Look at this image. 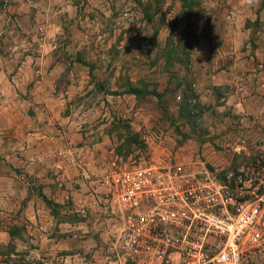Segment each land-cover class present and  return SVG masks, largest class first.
Segmentation results:
<instances>
[{
  "label": "rangeland",
  "instance_id": "obj_1",
  "mask_svg": "<svg viewBox=\"0 0 264 264\" xmlns=\"http://www.w3.org/2000/svg\"><path fill=\"white\" fill-rule=\"evenodd\" d=\"M233 1L0 0V108H10L13 114H1L0 126L14 123L32 130L34 124H25L21 114L28 101L39 105L42 100V113L53 120L52 129L73 124V142L107 140L117 157L113 163L126 169L159 162L152 145L158 136L169 142L164 139L168 133L181 145L176 158L192 157L195 171L225 178L251 165L264 153L248 159L227 146V138L219 141L218 133L208 131L216 123L220 98L219 104L204 106L189 88L200 64L214 66L216 72L223 59L214 46L224 42L226 26L233 22ZM225 62L232 60L225 56ZM75 80L85 81L81 94H73ZM53 96L60 97L49 101ZM200 109L209 111L200 122L202 129L182 131L181 120L191 124L186 115ZM31 130L24 135L34 139L36 131ZM15 139L24 140L20 135ZM72 210V199L51 210L63 223L67 242L72 233L65 225L84 221ZM0 220L6 223L7 218ZM24 231L15 227L10 232L23 239ZM18 264H24L23 259Z\"/></svg>",
  "mask_w": 264,
  "mask_h": 264
},
{
  "label": "crops",
  "instance_id": "obj_2",
  "mask_svg": "<svg viewBox=\"0 0 264 264\" xmlns=\"http://www.w3.org/2000/svg\"><path fill=\"white\" fill-rule=\"evenodd\" d=\"M232 4L233 22L226 26L224 42L214 46H219L216 51L223 54V59L217 64L216 72L214 66L200 64L199 73L192 72L196 78L189 88L191 93L193 88L197 101L204 106L214 101L217 105L220 98L218 113L222 114L216 112L213 124L216 129L211 126L208 131L218 133L219 141L227 138L230 142L227 146L252 159L264 153V2L234 0ZM225 56L232 60L231 64L225 62ZM38 84L41 82L37 81ZM84 84V80L72 82L73 94H81ZM59 97L48 100L53 102ZM28 102L21 119L25 124H34V139L24 135L31 130L29 127L14 123L0 126V217L7 218L6 223L0 220V264H18L21 259L24 264H96V261L106 264L108 232L103 203L95 204L90 178L100 177L112 167L117 158L114 146L107 140L71 141L73 124L67 129H52L53 120L44 118L42 113V100L38 101L39 105ZM1 109L0 115L13 116L10 108ZM208 113L201 109L190 111L186 116L194 124L182 119L185 124L180 129L184 132L202 129L200 122ZM17 135L24 140H16ZM168 135L164 139L169 142L158 136V143L152 145L154 160L161 157L160 161L166 163L177 157L174 152L181 145L173 134ZM241 140L246 142L244 146L238 145ZM209 144L207 141L204 147ZM179 158L192 159L189 155ZM40 194L58 206L72 199V212L84 221L65 225L71 228L69 242L64 239L63 223L52 216ZM15 227L25 228L23 239L10 232Z\"/></svg>",
  "mask_w": 264,
  "mask_h": 264
},
{
  "label": "built area",
  "instance_id": "obj_3",
  "mask_svg": "<svg viewBox=\"0 0 264 264\" xmlns=\"http://www.w3.org/2000/svg\"><path fill=\"white\" fill-rule=\"evenodd\" d=\"M193 167L115 162L90 178L110 228L106 264H264V156L225 178Z\"/></svg>",
  "mask_w": 264,
  "mask_h": 264
},
{
  "label": "trees",
  "instance_id": "obj_4",
  "mask_svg": "<svg viewBox=\"0 0 264 264\" xmlns=\"http://www.w3.org/2000/svg\"><path fill=\"white\" fill-rule=\"evenodd\" d=\"M40 197L43 199V201L45 202V204L53 211L55 208V204L51 201H49L45 196H43L42 194H40Z\"/></svg>",
  "mask_w": 264,
  "mask_h": 264
}]
</instances>
